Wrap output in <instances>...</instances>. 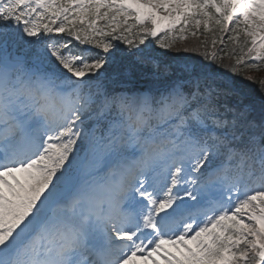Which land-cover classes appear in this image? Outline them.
<instances>
[{"label":"snow or ice","instance_id":"6c2138e0","mask_svg":"<svg viewBox=\"0 0 264 264\" xmlns=\"http://www.w3.org/2000/svg\"><path fill=\"white\" fill-rule=\"evenodd\" d=\"M260 72L264 0H0V264H264Z\"/></svg>","mask_w":264,"mask_h":264},{"label":"trees","instance_id":"16d2710c","mask_svg":"<svg viewBox=\"0 0 264 264\" xmlns=\"http://www.w3.org/2000/svg\"><path fill=\"white\" fill-rule=\"evenodd\" d=\"M254 75V74H253ZM263 75V73H262ZM257 79H260V76H257ZM135 81H141V82H145L147 84V82L143 79H138V80H135ZM244 84L247 85V89L248 91L252 92V91H256L257 95H258V92H257V85L255 84H250L249 82L247 81H244Z\"/></svg>","mask_w":264,"mask_h":264},{"label":"rangeland","instance_id":"374dc122","mask_svg":"<svg viewBox=\"0 0 264 264\" xmlns=\"http://www.w3.org/2000/svg\"><path fill=\"white\" fill-rule=\"evenodd\" d=\"M260 78H264V75L261 74V75H260Z\"/></svg>","mask_w":264,"mask_h":264}]
</instances>
